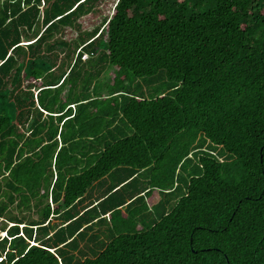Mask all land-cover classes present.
I'll return each mask as SVG.
<instances>
[{
  "label": "trees",
  "instance_id": "16d2710c",
  "mask_svg": "<svg viewBox=\"0 0 264 264\" xmlns=\"http://www.w3.org/2000/svg\"><path fill=\"white\" fill-rule=\"evenodd\" d=\"M0 264H264V0H0Z\"/></svg>",
  "mask_w": 264,
  "mask_h": 264
},
{
  "label": "rangeland",
  "instance_id": "374dc122",
  "mask_svg": "<svg viewBox=\"0 0 264 264\" xmlns=\"http://www.w3.org/2000/svg\"><path fill=\"white\" fill-rule=\"evenodd\" d=\"M111 74H112V72H110L108 75V77L110 78L111 77ZM151 202H149V204H150ZM2 236H3V234H1Z\"/></svg>",
  "mask_w": 264,
  "mask_h": 264
},
{
  "label": "built area",
  "instance_id": "2783aa9c",
  "mask_svg": "<svg viewBox=\"0 0 264 264\" xmlns=\"http://www.w3.org/2000/svg\"><path fill=\"white\" fill-rule=\"evenodd\" d=\"M86 58V56H83V58L82 59H85Z\"/></svg>",
  "mask_w": 264,
  "mask_h": 264
}]
</instances>
